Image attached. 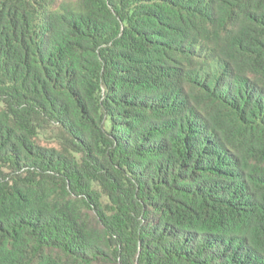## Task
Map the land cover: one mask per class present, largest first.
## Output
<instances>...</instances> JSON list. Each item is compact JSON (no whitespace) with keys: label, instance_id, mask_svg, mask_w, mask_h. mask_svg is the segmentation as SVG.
I'll use <instances>...</instances> for the list:
<instances>
[{"label":"trees","instance_id":"16d2710c","mask_svg":"<svg viewBox=\"0 0 264 264\" xmlns=\"http://www.w3.org/2000/svg\"><path fill=\"white\" fill-rule=\"evenodd\" d=\"M0 264H264V0H0Z\"/></svg>","mask_w":264,"mask_h":264}]
</instances>
